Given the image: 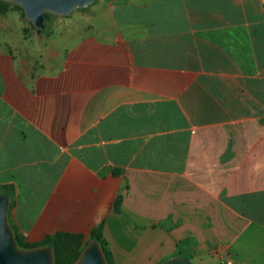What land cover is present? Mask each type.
Instances as JSON below:
<instances>
[{
	"label": "crops",
	"instance_id": "0c3cea01",
	"mask_svg": "<svg viewBox=\"0 0 264 264\" xmlns=\"http://www.w3.org/2000/svg\"><path fill=\"white\" fill-rule=\"evenodd\" d=\"M53 20L29 41L0 21L13 233L84 247L103 226L116 264H264V0H96Z\"/></svg>",
	"mask_w": 264,
	"mask_h": 264
},
{
	"label": "water",
	"instance_id": "95a60500",
	"mask_svg": "<svg viewBox=\"0 0 264 264\" xmlns=\"http://www.w3.org/2000/svg\"><path fill=\"white\" fill-rule=\"evenodd\" d=\"M20 3L27 17L38 29H44L45 12L70 15L77 8L86 7L96 0H14ZM10 198L0 193V264H54L52 248L21 251L9 226ZM77 264H107L103 250L97 241L85 249ZM164 264H193L188 259H178Z\"/></svg>",
	"mask_w": 264,
	"mask_h": 264
},
{
	"label": "rangeland",
	"instance_id": "374dc122",
	"mask_svg": "<svg viewBox=\"0 0 264 264\" xmlns=\"http://www.w3.org/2000/svg\"><path fill=\"white\" fill-rule=\"evenodd\" d=\"M79 9L80 8H77L74 11L79 10ZM55 17H57V14H54L50 11L45 12V15H44L45 28L43 29L45 34H43V35H46L47 32L53 30V28H54V20L53 19ZM20 19L24 25H27V26H24L22 28L26 32L25 35H26L27 41H29L32 37V34H30V31H32V30L33 31H41L42 30V29H38L35 26V24L27 17L26 11L20 3L14 1V0H0V21H2L3 25H4V23H6L5 25L7 26V28L10 31L11 30L13 31L15 29L18 30L17 25H18V23H19L18 21H20ZM8 222H9V220H8ZM9 226H10V224H9ZM117 231H118L117 229H114L116 241L118 243H121L122 239L120 238V235H117V233H116ZM93 241H97V240H91V241H89L90 242L89 244H91ZM123 241L125 242V240H123ZM97 242L99 243V245L102 249L101 243L99 241H97ZM88 246L89 245H85L84 247H82V244L78 243L76 246L73 245L71 247H66V248H67V250L71 251L70 253L73 255L75 253H79V254L83 253ZM119 248L125 250L126 246L125 245H119ZM20 250L21 251H32V250H23V249H20ZM53 254H54V252H53ZM79 260L75 264H77L79 262ZM54 264H55V257H54Z\"/></svg>",
	"mask_w": 264,
	"mask_h": 264
},
{
	"label": "trees",
	"instance_id": "16d2710c",
	"mask_svg": "<svg viewBox=\"0 0 264 264\" xmlns=\"http://www.w3.org/2000/svg\"><path fill=\"white\" fill-rule=\"evenodd\" d=\"M43 32V31H41ZM15 240L20 249L23 250H35L39 248L50 247L53 249L55 264H75L80 258L82 253L71 254L66 247L76 246L79 240H73L61 234H57L53 237H48L40 243H26L20 235L14 233ZM91 240H97L102 245L104 257L108 264H116L114 254L110 249L107 240L104 238L103 226L92 231ZM90 240V241H91ZM88 242L87 245H89Z\"/></svg>",
	"mask_w": 264,
	"mask_h": 264
},
{
	"label": "clouds",
	"instance_id": "9594fccd",
	"mask_svg": "<svg viewBox=\"0 0 264 264\" xmlns=\"http://www.w3.org/2000/svg\"><path fill=\"white\" fill-rule=\"evenodd\" d=\"M260 168H261V165L260 164H256L253 168V171H255L257 174L259 173L260 171Z\"/></svg>",
	"mask_w": 264,
	"mask_h": 264
},
{
	"label": "built area",
	"instance_id": "2783aa9c",
	"mask_svg": "<svg viewBox=\"0 0 264 264\" xmlns=\"http://www.w3.org/2000/svg\"><path fill=\"white\" fill-rule=\"evenodd\" d=\"M225 264H234V263H233V261H232V260H230V259H227V260H226V262H225Z\"/></svg>",
	"mask_w": 264,
	"mask_h": 264
}]
</instances>
